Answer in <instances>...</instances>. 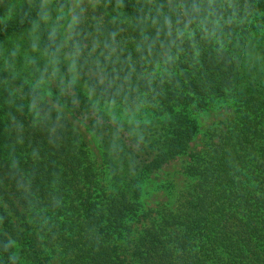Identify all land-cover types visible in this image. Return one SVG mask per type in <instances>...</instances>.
I'll return each instance as SVG.
<instances>
[{
	"label": "trees",
	"instance_id": "1",
	"mask_svg": "<svg viewBox=\"0 0 264 264\" xmlns=\"http://www.w3.org/2000/svg\"><path fill=\"white\" fill-rule=\"evenodd\" d=\"M90 1L73 78L68 0H0V264H264V0ZM210 105L231 113L194 151ZM181 157L182 189L145 207Z\"/></svg>",
	"mask_w": 264,
	"mask_h": 264
},
{
	"label": "rangeland",
	"instance_id": "2",
	"mask_svg": "<svg viewBox=\"0 0 264 264\" xmlns=\"http://www.w3.org/2000/svg\"><path fill=\"white\" fill-rule=\"evenodd\" d=\"M48 6L49 10L55 9L54 6V8H52L51 2L48 4ZM93 6V2L90 0H68V6L61 14L62 17L64 16V21L62 25H59L58 29L59 46L61 50L60 57L63 60L64 66L67 68L73 78L75 77L74 62L66 50L67 39L74 24L75 13L80 9L92 11ZM49 16L51 18L50 21L53 23L51 26L57 29V25H55L57 20L51 11ZM32 36L33 35H31L30 38L33 40L34 38ZM81 89L84 90L83 87ZM92 101L96 103V105H98L104 113L117 120L128 121L133 119L136 115L134 110H127L112 105H101L94 101L93 98ZM214 105L208 106L195 115L198 135L196 136L195 142L191 146V149L194 151L201 150L204 146L205 139H203V135L208 130H212L215 128V126H218L220 122L231 113L230 109L225 106L215 107ZM68 117L71 120L74 129L80 134L81 139L86 143L93 158L97 164L100 165L102 162L101 154L94 137L71 116ZM187 162H189L187 157H181L165 167L159 174L152 176L148 182H146V184L143 186V202L145 207L155 205L159 201L163 202L166 200L165 197L168 194L169 197H171L170 195H173L182 189L184 186V181H186V178L182 175V168L186 166ZM163 194H165V197H163ZM17 252L21 264H27V261L25 260L26 256L21 252V248ZM54 262L55 264H60L56 259Z\"/></svg>",
	"mask_w": 264,
	"mask_h": 264
}]
</instances>
